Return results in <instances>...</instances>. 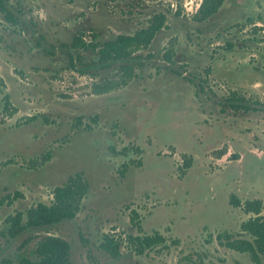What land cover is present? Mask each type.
<instances>
[{
  "label": "rangeland",
  "instance_id": "374dc122",
  "mask_svg": "<svg viewBox=\"0 0 264 264\" xmlns=\"http://www.w3.org/2000/svg\"><path fill=\"white\" fill-rule=\"evenodd\" d=\"M7 1L18 22L0 12V264L36 258L47 234L70 242L74 264H264L224 244L251 238L245 204L264 202V105L225 104L232 92L264 104V0H226L203 23L193 20L202 0ZM157 11L168 18L139 52L153 55L147 65L94 93L119 73L71 68L72 39L134 34ZM171 47L194 82L166 68ZM77 173L90 189L75 219L7 234L9 216L50 204ZM157 233L164 242L139 254L135 238ZM106 234L119 257L100 247Z\"/></svg>",
  "mask_w": 264,
  "mask_h": 264
},
{
  "label": "trees",
  "instance_id": "16d2710c",
  "mask_svg": "<svg viewBox=\"0 0 264 264\" xmlns=\"http://www.w3.org/2000/svg\"><path fill=\"white\" fill-rule=\"evenodd\" d=\"M225 2L226 0H202L193 16V20L198 23L208 21L222 9ZM7 5V0H0V12L5 15V19L17 23V16L9 10ZM177 15H180V12H177ZM167 18L165 11H157L148 19L147 26L138 29L134 34H119L114 39L105 41L103 44L93 41L86 42L83 33L75 36L69 46V48L74 50V53L70 52L69 54L71 68L83 74L92 70L105 71L112 68L118 71V78H104L101 82L94 84L93 91L96 94L109 93L115 89L127 86L136 76V71L143 69L147 65V61L153 57L152 54L144 56L139 52L147 49L156 35L166 27ZM94 39H97L96 35H94ZM173 49V47L169 48L163 55L164 60L168 62L166 68L177 75L183 76L190 82H194L190 73H187L183 66L174 64ZM86 51L92 53V58L89 62H84L82 53ZM171 64L174 66H171ZM196 80H199V78ZM199 84L203 91L206 90L211 94L210 98H216L212 88L208 85L207 79H200ZM254 103V107H252L251 104L253 103L250 100L238 95L236 92H232L231 96L225 101V104L235 109H254L257 111L263 108L264 104L261 105L258 101ZM7 105L8 101H6L5 109H8ZM49 154L51 153L49 152ZM49 157H45L44 161L49 160ZM32 163L35 162L33 161ZM187 163L189 164V162ZM89 189L90 184L82 173L69 177L67 182L55 187L53 192L54 199L50 204L40 202L30 207L25 213L20 211L15 215L9 216L6 219V223L9 226L7 234L11 238H15L29 229H47L63 221L75 219L82 208L84 198L88 194ZM1 204L2 202L0 201ZM244 208L247 212L256 214L255 218L249 220L243 226L244 231L251 238L232 239L231 235L226 234L224 236L226 241L224 244L230 249L248 252L254 261L260 262L261 255L264 254V214H261L264 202L261 199L249 200ZM130 239L132 240L133 237L130 236ZM135 240L136 251L142 254L147 249L161 242L163 243L164 237L157 233L155 235L137 236ZM100 247L115 258L121 255L120 241L111 235H104ZM34 253L36 258H31L25 254L21 255L20 264H74L71 257V244L61 236L44 235L37 242Z\"/></svg>",
  "mask_w": 264,
  "mask_h": 264
}]
</instances>
